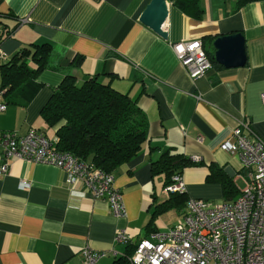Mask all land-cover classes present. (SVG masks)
Returning <instances> with one entry per match:
<instances>
[{
    "label": "crops",
    "instance_id": "crops-1",
    "mask_svg": "<svg viewBox=\"0 0 264 264\" xmlns=\"http://www.w3.org/2000/svg\"><path fill=\"white\" fill-rule=\"evenodd\" d=\"M149 2L0 0L3 63L28 44L51 47L47 67L36 79L39 91L28 105L8 103L1 94L0 132L22 136L34 128L54 139L58 125L48 128L40 110L65 73L77 84L96 76L135 100L147 122L142 150L113 174L124 217L113 216L105 201L86 196L80 186L69 190L55 166L9 159L6 173H0V264H82L84 248L105 253L97 264H113L126 249L114 241L118 229L136 243L151 231L169 228L181 211L156 209L169 198L163 192L167 177L150 169L167 148L198 158L182 170L187 198L233 201L240 196L242 163L222 144L233 141L231 131L240 121L264 141V0L241 6L236 0H200L199 19L167 0L166 40L139 21ZM232 34L245 41L242 67L212 63L211 70L192 80L172 50L188 40H201L208 48L209 38ZM210 168L220 169L231 182L227 195L220 182L207 180ZM166 211L175 220L162 225L169 212L160 215Z\"/></svg>",
    "mask_w": 264,
    "mask_h": 264
},
{
    "label": "built area",
    "instance_id": "built-area-1",
    "mask_svg": "<svg viewBox=\"0 0 264 264\" xmlns=\"http://www.w3.org/2000/svg\"><path fill=\"white\" fill-rule=\"evenodd\" d=\"M180 65L193 80L212 69L201 40H188L172 45ZM0 51V62L5 60ZM0 90V97H1ZM264 104V94L261 95ZM5 105H0L4 110ZM222 148L236 155L243 167L244 186L234 201H211L188 198L179 218L165 231H152L136 242L130 264H264V141L243 121H240ZM57 138L49 139L41 131L30 128L19 136L15 132H0V173L7 171V161L17 158L46 163L60 169L69 190L80 186L92 199L108 204L115 217L126 215L120 190L114 175L105 173L91 161L78 160L72 154L55 148ZM197 162V157H191ZM165 194L184 193L181 174H174ZM114 241L133 243L124 228L117 230ZM105 253L84 248L82 264H97Z\"/></svg>",
    "mask_w": 264,
    "mask_h": 264
},
{
    "label": "trees",
    "instance_id": "trees-1",
    "mask_svg": "<svg viewBox=\"0 0 264 264\" xmlns=\"http://www.w3.org/2000/svg\"><path fill=\"white\" fill-rule=\"evenodd\" d=\"M236 1L241 6L255 0ZM168 2L191 18L199 19L202 15L200 0ZM213 41L209 38L208 48L203 41L202 44L210 61L216 65L212 58ZM50 50L46 42L31 43L21 47L8 62H0V90L8 103L26 106L31 102L39 91L36 79L47 67ZM40 116L48 128L58 125L55 131L56 150L70 153L78 160H89L105 173L114 174L120 166L137 157L147 138V122L136 101L100 82L96 76L77 84L74 75L65 73L42 106ZM192 163L189 157L167 148L158 159L151 161L150 169L153 175L165 174L166 186L171 183L172 175L182 174V170ZM207 180L220 182L224 195L233 190L231 182L224 179L220 169L210 168ZM168 196V200L156 209H177L181 215L188 201L185 192L170 193ZM124 245L123 255L117 257L113 264H130L136 243Z\"/></svg>",
    "mask_w": 264,
    "mask_h": 264
},
{
    "label": "water",
    "instance_id": "water-1",
    "mask_svg": "<svg viewBox=\"0 0 264 264\" xmlns=\"http://www.w3.org/2000/svg\"><path fill=\"white\" fill-rule=\"evenodd\" d=\"M168 18L167 0H150L139 17L142 25L156 33L162 39H167L164 26ZM213 60L223 68L242 67L246 63L245 41L242 35H221L211 44Z\"/></svg>",
    "mask_w": 264,
    "mask_h": 264
},
{
    "label": "rangeland",
    "instance_id": "rangeland-1",
    "mask_svg": "<svg viewBox=\"0 0 264 264\" xmlns=\"http://www.w3.org/2000/svg\"><path fill=\"white\" fill-rule=\"evenodd\" d=\"M47 128V127H46ZM239 186H241V188H242V184L239 182ZM194 199H196V198H194ZM208 201V200H207ZM209 201H211L212 203H220V202H222L223 200L222 199H215V200H209ZM173 210H176L177 211V209H173ZM171 211V210H170ZM170 211H166V212H164L163 214H159L160 216H163V215H165L166 213H168V214H166L164 217H162V220H160V222L162 223V225H168L169 223H171L172 221H174L175 220V216H174V214L173 213H171ZM159 215H157V216H159ZM156 216V217H157ZM176 222V221H175ZM175 222H173L172 224H174ZM168 229V227H166V228H162V230L161 231H165V230H167Z\"/></svg>",
    "mask_w": 264,
    "mask_h": 264
}]
</instances>
